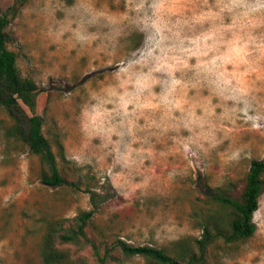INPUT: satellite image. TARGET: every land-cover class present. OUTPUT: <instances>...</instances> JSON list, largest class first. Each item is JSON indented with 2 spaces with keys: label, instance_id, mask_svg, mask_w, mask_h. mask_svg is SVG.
Returning <instances> with one entry per match:
<instances>
[{
  "label": "rangeland",
  "instance_id": "1",
  "mask_svg": "<svg viewBox=\"0 0 264 264\" xmlns=\"http://www.w3.org/2000/svg\"><path fill=\"white\" fill-rule=\"evenodd\" d=\"M3 14L19 72L39 86L24 106L72 184L42 182L0 105V264H47L50 222L89 209L98 243L201 237L218 208L208 186L240 195L264 159V0H0ZM253 220L247 241L211 248L213 264H264V191ZM69 246L96 264L90 246Z\"/></svg>",
  "mask_w": 264,
  "mask_h": 264
},
{
  "label": "trees",
  "instance_id": "2",
  "mask_svg": "<svg viewBox=\"0 0 264 264\" xmlns=\"http://www.w3.org/2000/svg\"><path fill=\"white\" fill-rule=\"evenodd\" d=\"M25 5L29 0H18ZM0 105L13 119L7 136L26 143L43 164L41 180L50 186L72 182L62 173L50 139L43 130V118L30 115L25 104L36 107L38 84L30 77L23 78L18 68V54L9 47L12 34L10 19L0 15ZM211 200L218 208L212 210L202 225L201 237L182 238L171 247L133 245L119 237L97 242L87 234V226L95 210H83L73 219L51 221L44 237L43 257L47 264H89L85 256L77 255L69 246L88 245L96 258V264L120 263L122 258L141 255L151 264H213L210 250L213 247L229 248L254 236L257 225L253 220L264 191V159L252 161L244 189L233 195L222 189L211 188Z\"/></svg>",
  "mask_w": 264,
  "mask_h": 264
}]
</instances>
